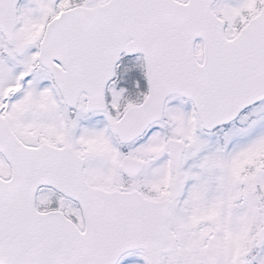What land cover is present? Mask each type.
Masks as SVG:
<instances>
[{"label":"snow or ice","instance_id":"obj_1","mask_svg":"<svg viewBox=\"0 0 264 264\" xmlns=\"http://www.w3.org/2000/svg\"><path fill=\"white\" fill-rule=\"evenodd\" d=\"M0 264H264V0H0Z\"/></svg>","mask_w":264,"mask_h":264}]
</instances>
